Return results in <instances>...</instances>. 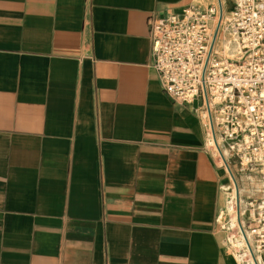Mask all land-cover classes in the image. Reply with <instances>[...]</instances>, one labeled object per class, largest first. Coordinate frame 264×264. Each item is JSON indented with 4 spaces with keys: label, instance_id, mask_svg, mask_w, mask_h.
<instances>
[{
    "label": "crops",
    "instance_id": "obj_1",
    "mask_svg": "<svg viewBox=\"0 0 264 264\" xmlns=\"http://www.w3.org/2000/svg\"><path fill=\"white\" fill-rule=\"evenodd\" d=\"M191 1L0 0V264H239L206 119L152 67Z\"/></svg>",
    "mask_w": 264,
    "mask_h": 264
},
{
    "label": "built area",
    "instance_id": "obj_2",
    "mask_svg": "<svg viewBox=\"0 0 264 264\" xmlns=\"http://www.w3.org/2000/svg\"><path fill=\"white\" fill-rule=\"evenodd\" d=\"M228 2L227 29L238 58L225 56L223 44L213 50L224 34L217 25L221 1L206 7L191 1L177 13L150 18L152 67L170 98L199 104L210 137L219 136L240 167L259 170L264 166V0ZM248 199L247 228L254 245L264 249V185ZM245 243L241 264H260L247 237Z\"/></svg>",
    "mask_w": 264,
    "mask_h": 264
},
{
    "label": "bare ground",
    "instance_id": "obj_3",
    "mask_svg": "<svg viewBox=\"0 0 264 264\" xmlns=\"http://www.w3.org/2000/svg\"><path fill=\"white\" fill-rule=\"evenodd\" d=\"M222 4V9L219 11V18L217 25L223 29V36H219L216 38L213 50H216V46L219 44L224 45V55L229 56L231 58H238L239 48L237 42L233 36H231L227 29L229 13L225 12V3L228 0H220ZM200 3L204 5L213 4L216 5V0H199ZM203 119L206 118V113L202 112ZM207 122V121H206ZM208 127V126H207ZM207 146L211 149L212 154L218 160L220 164H224V168L227 172L229 181L224 185V190L226 192V202L222 211L219 213V222L222 227L227 229L229 225H234L236 234L227 233L224 237V242L228 249L233 253L238 263L241 264L244 262V250H245V240L248 238L253 252L257 253V256L260 259V264H264V249H258L251 238V233L249 229L246 227L245 219H249L252 217V209L248 207V203L250 199L247 201L244 200V192L245 187L241 184L237 175H235L228 163V159L232 156L231 152L226 148L223 144L221 138L219 136L216 137V140L210 137L209 131L207 132ZM245 162V160H243ZM264 162V161H262ZM242 167V171L251 170L252 165L249 167ZM258 176L262 179L260 185L257 187V190H260L262 185H264V166H262L258 170ZM256 177V176H255ZM249 178V177H248ZM251 193L254 191H250ZM247 214V215H246ZM246 218H245V217Z\"/></svg>",
    "mask_w": 264,
    "mask_h": 264
},
{
    "label": "rangeland",
    "instance_id": "obj_4",
    "mask_svg": "<svg viewBox=\"0 0 264 264\" xmlns=\"http://www.w3.org/2000/svg\"><path fill=\"white\" fill-rule=\"evenodd\" d=\"M193 2H197V3H199L205 7L207 6V5H204V4H202L196 0ZM229 10H230V4H229V2H226L225 3V12L228 13ZM228 163L230 164V168H231L232 172L238 176L241 184H243V186L245 187V192L243 194L244 200L247 201L248 198L256 197L257 195H259L260 190H257V187L260 185L262 179L258 176V173H259L258 170L257 169H251V170L242 171L243 169H242V167H240L238 160L232 156L229 157ZM222 167H223V170L227 176V180L229 181L227 172H226L223 165H222ZM250 191H254V192L251 193ZM245 223H246V227H248V224H247L248 219H245ZM220 225H221V223H220ZM222 231H223V234H225V235L227 233L236 234V230H235L234 225H229L227 229L222 227Z\"/></svg>",
    "mask_w": 264,
    "mask_h": 264
}]
</instances>
